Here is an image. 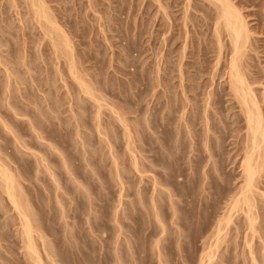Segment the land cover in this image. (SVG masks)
<instances>
[{
	"label": "rangeland",
	"instance_id": "1",
	"mask_svg": "<svg viewBox=\"0 0 264 264\" xmlns=\"http://www.w3.org/2000/svg\"><path fill=\"white\" fill-rule=\"evenodd\" d=\"M1 1H3V3ZM5 1L6 0H0V3H2L0 4L1 5L0 7L5 6L6 8L4 10H3L4 7L0 8V13H1L0 15L2 16V17L0 16L1 17L0 24H2L0 25V53H1L0 56H2V58L0 57L1 58L0 59V62H1L0 63V116L2 120L4 118V120L6 121V123H3L4 121L1 122L2 120L0 119V159L2 158V162L3 163L5 162V164H8V166L11 165L9 166V168H13L11 170L15 171L14 173L16 174V176L18 175L17 177L19 178L20 182L23 183L22 186L25 189L23 190L24 191L23 193H25V196L27 195L26 197L29 198L30 202L29 201L28 202L30 203V206L32 205L31 209L33 207L32 211L35 212L34 215L37 218L36 220V222H38L37 225L41 229L40 232L42 231V234L45 235L46 239H48L50 244H52L53 246V247L51 246V248H53L54 251L52 249L50 250L55 252L56 256L54 258L55 259L58 258L56 260V263L59 260L61 263L59 262L58 264H76L77 262L78 264H123L122 261H124V264H200L199 261H200L201 254L204 253V251L206 252V249L204 247H207V245L210 244V242L208 241L213 240L212 237L208 238V236L212 234L211 232L213 231V228L215 226L216 219L222 213L224 209L225 201L229 198L232 191L236 190L238 187V184H239L238 182L240 181V178H239L240 169L238 168H239V159L241 156L240 154L241 144L239 145V143L242 141L243 139L242 135L245 132V130L243 129V122L242 124L241 123L235 124V121H233L234 118H236L237 114L239 113L238 112L239 107L237 106L235 101L232 100L233 98L231 96L230 97L228 95L226 96V94L222 92L224 94L223 96V94L221 93L222 91L221 87H222V83L224 82V79L220 77L221 76L220 73L222 71L219 73V70L217 72L219 73V75L215 73L216 77L214 79V83L212 84L213 86H211V89L212 88L213 90L215 89L216 94H218L217 96L215 94V96L212 97V99H214L213 102L215 101V103L217 104V106H215L216 104L213 103L214 106L212 108H213V111H215L214 109L215 108L217 109V107H219L220 105V110L222 109L220 112L221 113L224 112L222 114V117L225 113L228 116L224 115L222 119L221 114H219V116L218 114L213 115L214 117L211 115L214 119L215 118L216 119L213 120V118L212 119L210 118V120H213V121L209 120V123L212 124L211 129L209 131V133L211 132L210 135L212 136L209 135L208 137L209 140H211L210 144L208 145L210 147H207V145L205 146L204 144L199 143V142L203 143V140L205 139L204 137L206 135V130H205L206 126L202 125V124H205V122L201 123L203 119H201V117H198L199 115L198 113L200 112L197 113L198 115L196 114V117H195L196 120L194 122L195 123L194 125H196L195 127L193 126L192 128L190 126L191 128H189V126L184 124L190 129L189 130L184 125H183L184 127L180 125L181 121L179 119H186V121H189L191 119L190 117L193 116L191 115L192 111L190 110V108L192 105L190 104V102L194 101L193 97H191V94L194 95V93L191 92V94H189L190 91L187 92L189 94L188 96H190L189 103L185 98H181L182 97L181 93H179L180 95L177 94V91L181 92L179 91L181 90V87H182L181 85L186 83L185 86L187 87L188 85L190 86V84L188 83L195 85L196 83H193V82H197V84L204 85L205 83L208 84L211 82L210 80L211 74L209 73L211 72L213 64L215 63L214 61L216 59V54L211 53V51L206 52V50L204 49L205 51L203 52L205 54L207 53L208 56L207 54L206 55L204 54V55L209 58L208 59L206 57L205 59V57H201L203 55L202 51L198 52V49L204 46V43L202 44V41L204 42L203 40L204 38H202L203 34L205 37L206 33L207 34L210 33L209 37L211 38L213 37L211 35L212 29H206L205 25L202 26L203 28L205 27L204 31L206 30H210V31L209 32L206 31V33L204 32L203 34H201V36L197 34L200 38H196L197 41L195 40L196 49L194 50L196 52L194 55H197L196 53H199V55H201L200 58H201V62L203 63L202 65L204 64L205 65L202 66L198 63L196 64L195 63L196 59L195 61H193L194 59L191 57L190 53L189 54L187 53L186 54L187 58H184V59H187L186 67L188 66L189 70L193 72H195V69H193V67L192 68L190 67L194 63L196 65L202 66L203 68H206V65H207V68L210 67L211 70L206 68L207 69L206 71V69H204L205 73L207 72L206 74H204L205 76L202 74L204 77L202 75L199 76V77H202L200 78L201 80L198 79L199 77L197 76L195 81H192L191 78L188 77L189 75L188 76L186 75L188 74V72L187 70H185L186 68L185 67L184 70L187 73L185 74L184 72L186 76L183 75V77L184 78L188 77L187 79L188 80L190 79V81L187 82L188 80L185 78V80L187 81L186 82L184 81L185 82L184 83L183 80L181 81L180 79H178L179 75L177 76V73H178L177 65H175V63L177 62L179 58L178 51L180 50L178 47L179 45L180 46L182 45L180 44L182 42V39L180 40L179 38L181 37L179 36H181L180 33L183 31L180 28L181 25H179V23L182 24V19H181L182 16H179L182 14V11L178 9V6L174 7L175 0L174 1L169 0L168 4L172 3L171 6L167 5L166 3L167 0H161L162 2L166 1V2H163L164 5L171 7L169 10H171L170 19L172 20H170L171 21L170 31L172 32V34L170 32L169 35L171 34L170 41L172 40V43L173 42L174 43L172 45L171 44L168 45V48H167V45L166 46L164 45L165 42L163 38L164 36L163 33L165 32L164 26H166L164 24L166 23L165 18H164L165 15L162 12L163 9L159 7L160 2H158L157 0H48V2L50 1V3L48 4H50V7L52 6L53 8L51 9L54 11V15L56 14L59 17V18L56 17L57 20H59L58 22H61L60 25L61 24L63 25L61 26L64 28V30L66 29L67 31L66 35L67 36L69 35L71 37V41H74L72 42L74 46L73 50L75 51V52L73 51L74 52L73 55L74 57L77 56V60L75 59V63L78 62L76 66L79 65L78 67L82 69L81 73L84 74L85 79L82 76L83 74H81L82 78L84 80H87L86 83H88V81L90 83L92 82L91 84L92 85L94 84L93 87L95 86L97 90V91L95 90L96 92L100 91L99 93H96L93 90L95 94H98L96 95V99L98 98L99 100L96 101L97 102L96 104L95 101H92L93 99L91 100L89 97H87V95H83L84 92H81L82 90H79L80 87L76 85L77 83L74 84V82L76 81L72 80V77H70L71 75L68 74L69 71H68V66L66 63V58L64 57L60 58V56H57L55 54L56 52L54 53L53 51L54 49H53V46L50 45L51 43L49 42L50 41L49 38L47 39V37L46 38L44 37L45 35V34L43 35L44 31L41 30V28H38L39 26L36 25V23L33 25L34 20H31L32 25L31 26L29 25L26 28L28 30L30 29L29 30L30 32H32L31 30H33L32 36L31 34H29L30 32L27 31L26 29L23 30V32L21 33V30L24 28V26L27 25L26 20H28L29 22L28 24H30L31 21L29 18L31 19L33 18L32 16L31 17L28 16L29 15L28 13L30 11L26 12L27 8L25 9V7L27 6H24L25 3L22 2L23 0L19 1V3L22 2L20 3L22 4L20 5L21 10H22V11L20 10V13L22 12L21 15H18V13H16L15 7H14L15 9L13 7L11 8L10 5L12 4H10L9 2L7 3V1L5 4ZM243 1L244 0L241 1L242 5L240 4V7L243 6L242 7L243 13L245 12L246 14L245 16L249 20L248 22H250L249 24L251 28H253V24L255 28V23L256 24L258 23L256 26L257 29L256 30L254 28L252 29L253 31H256L258 33L259 22L264 23V0H245V3ZM7 6H10V7H7ZM181 6L182 5H180L179 8H181ZM8 8H11V11ZM8 12L10 13L8 14ZM23 12L24 13L26 12V13L24 14ZM252 12L253 13L255 12V13L253 14ZM11 13H12V16L10 15ZM3 14L6 15L7 17L5 16V18H3L4 17ZM197 14L202 15V13L200 14V12H198ZM178 16L181 18H179ZM258 16L262 17L263 20L260 19ZM21 17H23V20L21 19ZM9 18H11L10 19L11 22H9L10 21ZM178 18L181 20H179ZM12 19H16V20H13L12 22ZM20 19L23 21L22 22L23 24H24V21L26 22L24 26L21 23ZM201 21L204 22V20H201ZM201 21L199 23H201ZM190 22L191 21L189 20V26L190 24L193 25L192 24L193 22L191 23ZM10 23L12 24L14 23L13 27H12V24L9 25ZM17 23L19 24L17 25ZM15 25H17V27H15ZM6 26L8 29L6 28ZM10 26L12 27V29ZM20 26H21V30L19 28ZM29 27H32V28H29ZM35 27L37 28L34 30L33 28ZM179 28H180V31H179ZM261 28H260L259 34H255L256 32L255 33L252 32V33H253V36H256L257 39L259 37L258 40L260 41L258 42V44L264 46L263 44L264 43V40H263L264 32L263 33L261 32ZM33 33H35V35ZM23 37H26V38L24 39ZM29 37L30 38L34 37L37 43L34 41V38L29 39ZM206 37H208V35H206ZM27 38L29 40H27ZM32 41L34 43H32ZM208 41L211 45L212 40H210L209 38ZM197 42L198 44L200 43L203 46L201 45L198 46ZM169 46H171V48L174 49L173 53H172V49L171 51H169L170 53L169 52L165 53L167 52V50H170ZM35 47L36 49H34ZM261 47L259 46L258 50L262 51L261 52L262 54L258 53L259 54L258 55L257 53L251 51L249 55L251 56L252 52L254 54V56L253 55L251 56L252 58L250 59L251 63L254 62L253 61L255 59L254 57H256L257 60L260 57L262 58L258 60L261 63L258 62L256 64H255L256 62V59H255V62L253 63L254 66L253 68L251 67L255 72L257 71V73L264 69V48L262 47V50H261ZM188 49L191 50L190 47L187 48V50ZM209 50H211V48H209ZM164 53L166 55L169 54L171 56V57L169 56L170 61L167 62L168 65L171 64L170 68H172V70L170 71H173V67L175 68L176 66V68L172 72L173 74L169 71V77L173 76L172 78H169L171 80L170 81L171 84L169 83L170 85L169 87L173 86L174 93L177 90L176 94L178 96L176 97L175 94L171 92L173 89L169 88V90L170 89L171 90L170 92H168L169 90L167 92L170 95H173V98L170 96V101L168 102V105L165 104V102L167 101V99H169V97L166 98L164 96V93L166 94V92L162 93L164 91V89L162 88L163 86L162 83H164V81H162L161 77H159V76H162V74H164L163 64H166L165 62L166 55ZM176 54H178V56ZM255 54H257L258 57L259 56L260 57L257 58ZM56 56L59 59H57ZM225 56L227 60V55ZM172 57L174 58V60L177 58L174 63H173L174 60ZM23 58H25V60H23ZM190 58H192L193 60ZM163 60L165 63L163 62ZM157 61L158 63L160 61V66H162L163 68L162 67L159 68L160 66L158 65ZM189 61L190 62L192 61V64L190 66H189L190 64ZM222 61L224 62L222 63L225 64V57H223ZM4 65L7 66L6 69ZM261 65L263 67L262 69L260 68ZM157 69L160 70V72L162 71L161 74L159 73L160 75L158 74ZM8 71H9V74L12 73L10 75L12 78L9 75H6L8 74L7 73ZM78 71L80 72V69ZM191 71H189L190 75L193 74V72ZM262 72H260L261 76L258 74L260 78L264 76ZM157 76L160 79L157 78ZM64 77L66 78L67 81L65 80ZM61 78L62 79L64 78L67 86H65L66 84L64 83V81H61ZM7 79H10L8 81H11V83L8 82ZM157 79H159L161 82L159 83ZM261 79L259 81H262ZM156 80L158 83L156 82ZM179 81L183 82V84L182 83L180 84ZM201 81L204 83H202ZM263 83L264 82H262V84L258 83L255 85L256 91L258 90L260 94L262 93L261 91L264 88ZM223 84L225 86V84H227V81H225ZM210 85L208 87H210ZM182 88H185V87H182ZM189 88H186V89H189ZM218 89L221 90L220 93L223 97L221 95L219 96L220 93ZM199 91L203 92L204 87H200L197 92L199 93ZM5 95H7L8 97L7 96L5 97ZM103 95L106 97V99H104L106 102L104 100H102V102L100 101L101 99L105 98ZM161 96L165 98H162ZM200 96L201 97L197 96L196 99L199 101L198 108L201 107L200 111L202 112V108L204 107V102H202L204 100L202 99L204 98V96L203 95H200ZM157 97L158 98L161 97L160 99L162 100L161 101L160 99L158 100ZM8 98L10 100H8ZM184 99L186 101H184ZM98 101L101 102L100 105L98 104ZM217 101H219V105ZM6 102H9L10 105H12L13 107L16 106L17 109L10 107V105H8V103ZM113 102L117 104L116 105L117 107L115 106ZM184 102L186 104H184ZM105 103L110 104L112 108L113 106H115L116 108H119L118 111L116 110L117 112H121V109L122 111H128L126 112V114L125 112H122V116L120 113V117L123 118V116L126 115L128 119L130 118L129 120L127 119L128 121H126L129 123L132 121L130 124L128 123L129 125L128 129L132 131L135 128H136L135 130L138 129L139 134H137L138 132L135 131L137 136H135L136 135L135 132H132L134 134L130 133L132 134V136L134 135L135 139L133 140L137 144L139 143V140L136 137H139L141 139L138 145H135L136 143H134L133 148L135 149V146H136L135 150L138 151L137 146H139V150H140L138 151V154L136 152L134 153L135 155L145 154L143 155V157L147 156L148 158V161H147L145 160L146 157L144 159L142 158V155L141 156L136 155L137 158L140 157V159H138L140 161V162L138 161L140 163L139 165L141 166L140 171L139 169L136 171L137 168L136 167L133 168L131 166V164L133 163L132 161L133 157L128 155V154H131V152H129L130 150L126 149L127 146L124 145L126 141L124 140L126 139V134L124 131L126 130H124L123 128L125 127L121 124V121L119 119H116L118 122L115 120V118H118L119 113L116 112L117 115L114 114L115 112H113L112 108L110 109L109 106H103L105 105ZM111 103H113L114 105ZM180 103L184 104L185 106L183 110L181 109L183 105H181ZM101 104H103L102 105L103 107L101 106ZM98 105L100 106V109H98L99 108ZM163 105H165L164 107H167V108H164ZM169 105L170 107H168ZM171 105L173 108L171 107ZM169 108H170V113H169ZM95 109L99 110V112L96 111ZM155 110H157L158 112L156 111V113H154ZM160 110L161 111L163 110L162 112L163 113L165 112V114L162 113L161 115ZM188 110H190V112ZM183 112L186 113V117L189 115L188 118L184 117L183 115H180ZM97 114H99L100 120H98V118L96 117ZM143 114L147 116H143ZM171 114L172 116H170ZM114 115H116L117 117ZM163 115L164 117H162ZM94 116L96 117V119ZM180 116H183V117L180 118ZM144 117H145V120H144ZM29 118H31V120ZM75 118H77V120ZM165 118H167V121L165 120ZM168 118L171 120H168ZM93 119H95V121ZM173 119L174 121H172ZM219 119L221 120V122H219L220 121ZM96 120H98V122ZM152 120H154L155 123L157 122L158 124H155L154 121ZM161 120L162 121L165 120V123L164 121L162 123ZM33 121H35L36 123L35 122L33 123ZM183 121L184 120H182V123ZM198 121L200 122L198 123ZM99 122L103 123L102 124L103 126ZM147 122L149 123V125L151 122V128L150 126L149 127L147 126L148 125ZM118 123L120 124L118 125ZM166 123L168 124V126H166L167 125ZM6 124L8 125V129H11L12 131L11 130L8 131V129L6 128L7 126ZM94 124L98 126V128L94 126ZM131 124L134 126H132ZM30 125H34L33 127L36 126L35 127L36 130H34L35 128H33L32 126L30 127ZM104 125L107 128H105ZM153 125L156 127L157 130H155V127H153ZM130 126L132 127V129ZM213 126L215 127L216 130L213 129L214 128ZM217 126L218 128H220L218 131H217L218 129ZM111 127H113L114 130L115 129L117 130L118 135L116 134L117 133L116 131L111 130L113 129ZM163 128H165L166 130ZM222 128H223V132H221ZM107 129H109L108 133H106ZM76 130L80 131L79 132L80 134L78 133L79 135L77 134L78 131ZM122 130L124 133H122ZM183 130L184 131L188 130L189 132L187 131L188 133L187 132L183 133ZM98 131L100 132L102 131L101 133L103 134L104 138L106 134L110 133L109 134L110 137L108 136L109 138L108 137L107 138L111 140V142L114 141L113 143L115 144V146L117 145L116 153L119 152L118 153L119 160L123 158L124 152L125 151L127 152L124 155L125 157L128 156V158H124L122 159L124 160V162L121 160L122 162L120 161L121 163L120 162L118 163L119 169L121 167L123 168V169L121 168L122 170L126 168L124 172L120 171L119 169H116L115 166H113L112 164L113 155H111L112 153H109L111 152L109 151L110 147L108 148L109 144L107 145V141L104 140L103 138L101 139L102 137L101 133H100V138H98L99 137ZM103 131L106 133L105 135ZM112 131L115 134H113ZM196 131L199 132L200 134L199 133L197 134ZM120 132L122 133L121 135H120ZM13 133L15 134L16 138L14 137ZM16 133L18 136L16 135ZM37 133L38 134L40 133V134L38 135ZM89 134L92 138L89 136ZM123 134H125V136ZM93 135L95 136L93 137ZM111 135H114L115 139H114V136H111ZM151 135L152 137H150ZM117 138L118 139L121 138V140H119L120 142L118 141L119 143L116 142L118 140ZM160 138H162V140ZM84 139L86 142L84 141ZM100 139H101V142L105 141L104 144L106 145L105 146L103 143L100 144V147L102 148V150H104L103 152L98 147L100 143L99 142ZM154 139H156L155 140L156 142L154 141ZM217 139L220 141H218ZM89 140L93 144H91ZM94 140H96L97 142ZM195 141L197 145L195 144ZM220 142H221V145L219 144ZM81 143L87 144L86 146L88 148L85 146V144L82 145ZM89 143L91 146L90 148H89ZM204 143H205V140H204ZM102 144L104 145V148L103 146H101ZM25 145H27L30 149L25 147ZM215 145H217L216 147L217 148L219 147L220 149L219 148L217 149ZM81 146H84V147H81ZM220 146L223 148H221ZM97 147L99 148L98 149L99 151H97ZM117 147L119 148L118 150H117ZM122 147L125 149V151H122L123 149ZM152 147H155V148L157 147V148L155 149ZM82 148L83 149L85 148V150H83ZM148 148L151 150L149 151ZM190 148L192 149L190 150ZM210 148H212L213 152L212 150H210ZM217 150L218 151L220 150V151L218 152ZM33 151H37L38 154H42L40 155L42 159L45 158L46 156V158H48L47 159L48 161L45 162V164H43L42 166V162L44 163V161H42V159H39L40 156L37 154V152L34 153ZM83 151H85L86 153L85 152L83 153ZM90 151L92 155L90 154ZM94 152L95 153L99 152V153L95 154L96 155L95 156ZM154 152L155 153L158 152V153L155 154ZM104 153H106L108 156H106V154L104 155ZM211 153H214L213 155L215 156H212ZM44 154L45 156H43ZM86 154L88 156H86ZM89 154L91 156H89ZM237 154L240 156H238ZM110 155H111V158H109ZM131 155H133V153ZM150 156H151V161H150ZM90 157L92 160L90 159ZM4 158H6V160H3ZM62 159L64 161H62ZM87 159L89 162L87 161ZM142 159L145 161H143ZM222 159L224 160L222 161ZM235 159H236V162H234ZM65 160L67 162H65ZM90 160L92 161L91 163L93 164L90 163ZM119 160L117 159V161ZM131 161L132 163H130ZM142 161L145 163H143ZM200 161H202V163ZM212 161L214 162L217 161L214 166L220 163L217 166L218 168L215 167L218 170L220 169L219 171H221V167L222 169L225 167V169H223L224 172L222 171L223 174H225L223 175L224 176L223 178H225V180L223 181L221 179L223 182H221V180L219 179V177H222V176L217 177L219 175L218 174L219 171L215 169L216 171H218V172H215L214 168H212L214 167L212 166ZM64 162L67 163V165ZM141 162H142V165H144L145 167L141 165ZM146 162H148V164ZM197 162H198V165H196ZM63 163L65 164L66 167H62V165H64ZM150 163L151 165L154 166V167L152 166L154 169L150 166ZM157 163L158 165H156ZM46 164H49L48 165L49 167L46 166ZM176 164H179V165H176ZM91 165H93V168L96 167L95 169L92 168L95 173L92 172ZM123 165L125 166V168L123 167ZM220 165H223V166L220 167ZM52 166H54L53 169H52ZM70 166H74V167H70ZM127 166L130 169H128ZM196 166L198 167V169ZM46 167L50 169L49 170L47 169L48 171H45ZM67 167H70V168H67ZM98 167L100 171L98 170ZM109 167L111 168L113 167L112 170ZM67 169L69 171L71 170L70 173L67 172L68 171ZM127 169L129 172L127 171ZM203 169H205V171ZM52 170L53 172L57 174V176L53 172H52L53 176H50L52 175L51 173ZM115 170H118L121 172V173L119 172L120 174H118L120 177H123L124 175L122 179H125V181H123L122 179H120L122 181L117 179L119 177H117L118 175L115 174V172H118V171H115ZM141 170L144 171L143 173H146V172L147 173L141 174L142 173ZM49 171H50V175H49ZM130 171L132 172L130 173ZM162 171L164 172V174ZM206 171L208 174L206 173L205 175L204 172ZM109 172L111 175L114 173L112 176H113V179L116 178V180H112V177L109 175ZM152 173H154L153 176L157 177L159 179L158 181H160L155 191H151V189H153V187H151L153 186ZM209 174H211V176ZM214 174H216V176ZM226 174H228L232 180L230 178L229 180H227L228 177L226 176L228 175ZM114 175L116 176L114 177ZM149 175L151 176L150 178L151 180L149 179ZM177 176L178 178H176ZM50 177L52 179L53 178L57 179L59 177L58 180L60 182L57 180L58 183H56L57 181L54 182L55 180H52ZM108 177L111 178L110 180L112 181H110ZM237 177L239 180L237 179ZM262 178L263 179L260 180L261 182L259 186L261 189H263L262 191H264V177ZM162 179L163 181H161ZM64 180L68 182L66 183ZM105 180L109 182L106 183ZM226 180L228 182L231 181L230 184L226 183L227 186L224 185ZM166 181L167 183H164ZM111 182L113 183L110 184ZM119 182H120L121 187L119 185ZM122 182L123 183L125 182L124 187L127 186L126 188H128V190H126V188L122 186ZM57 184L58 185L61 184L62 187L64 188L62 189L61 185L58 188ZM66 186L68 188H66ZM128 186L129 187L131 186L130 189ZM163 186H165L166 188L170 186L171 187V188L169 187L170 192L169 191L165 192L167 191L168 188L166 189ZM105 187L106 188L108 187V188L106 189ZM160 187H162L163 189L162 188L160 189ZM1 188L2 187L0 186V233H1L0 234L1 236L0 237V264H31L32 263L31 259L27 258L28 256H26L27 254H25L26 249H24L25 247L22 244L23 241L20 236L21 235L20 230H19L20 220L17 217L18 214L16 210L12 208L10 201L6 197L7 195L4 193L3 189H2L3 191L1 190ZM87 188L89 189V191ZM54 189H57V190H54ZM64 189H67L68 191ZM86 189H87V192H85ZM258 192L259 193L257 194L259 195L257 196L256 194V196L258 197V200L256 201L258 205L257 210L259 212V215L261 214L260 218H262L263 220L260 219V222L257 223V227L260 232L257 233V236L254 237V241L252 242V244L254 243L253 248L255 250L254 253H256L255 254L256 259H257L256 261L258 262V264H264V248H263L264 238L262 236L264 235L263 233L264 232V222H263L264 221V198L260 196L259 190ZM149 193H150V198H149ZM83 194L86 198H83ZM152 194L154 196H156V194H159L154 198L155 201H157L155 202L157 203L155 206L158 205V207H155L156 209L155 211H154V208L152 209V207H154L153 205H151L152 202L150 203ZM121 195L123 199L121 198ZM119 197H120V200L122 199L121 200L122 202H119L120 201ZM70 198L72 200H70ZM170 199H172L171 202H170ZM59 201L62 203H60ZM87 201L89 202L87 203ZM91 201L92 202L94 201V203H92ZM173 201H175V204L173 203ZM90 202H91V206L89 205ZM68 203L70 204L72 203V204L71 206L69 204V207H71V210H70L71 212L67 213V211H69L68 209L69 207L66 208L68 206ZM94 207H95V212H94ZM116 207L119 211H117ZM66 209L67 211H65L66 213L65 214L63 212ZM173 209L174 211L177 210V212L174 213ZM85 211L87 214L88 213L89 214L88 215L85 214ZM91 212L96 214L95 215L96 220L94 219L95 216L94 215L92 216ZM237 215L239 216V213ZM89 217H92V218H89ZM116 218L118 219L117 222L115 221L117 220ZM87 219L92 222H88ZM159 220H161V222ZM72 223L74 224L76 223L78 226L76 224L75 225L73 224L74 225L73 226L74 229H73ZM89 223L91 224V227L89 226L90 225ZM92 223L94 225H92ZM240 224H239V220H237V222L236 221L233 222L228 227V231H226V235H225L226 236L225 242H223L224 240L223 238L221 241L223 243L221 244V246L219 245L220 247H218V250L216 251L217 255H215L214 261L211 262L212 264H250V260H248L249 256L247 254V249H246L247 247L245 246L246 245L245 240L243 239L244 234L247 231V228L244 223H242L241 225ZM100 226H101V229L104 228V230L103 229L101 230L99 228ZM163 228L165 231H163ZM70 229H72L73 232L70 231ZM100 230L102 231L101 235H100V232H101ZM177 230H179L180 232L178 231L177 233ZM261 232L263 234H261ZM117 233H119V235L116 237ZM102 234H104L103 238H101ZM124 237H127V239H125ZM128 237H129V240H128ZM158 239L160 240V242L158 241ZM37 240H38L37 241L38 243L42 242V241H39L40 238ZM125 240H127V242H129L130 245L128 243L123 242ZM116 241H118L119 244ZM50 244H48V247L50 246ZM126 244L129 245L130 248L126 249L125 248L127 247ZM118 245H119V248L121 247L122 249L118 250V247H117ZM38 246H40V244ZM41 246H43L42 243H41ZM41 246L39 249L41 250L40 252H42L41 254L45 253V255H42L44 258V261L46 260L47 264H49V262L53 264L50 261V259L48 260L47 254L45 250L43 249V247ZM158 246H159V249H158ZM160 248L162 250L159 256ZM203 248L205 250H203ZM116 249L118 252L117 255L119 256L121 254L120 255L121 257L119 256L120 258L115 254ZM127 250L129 251L127 252ZM116 256L119 258V261L117 260Z\"/></svg>",
	"mask_w": 264,
	"mask_h": 264
},
{
	"label": "bare ground",
	"instance_id": "2",
	"mask_svg": "<svg viewBox=\"0 0 264 264\" xmlns=\"http://www.w3.org/2000/svg\"><path fill=\"white\" fill-rule=\"evenodd\" d=\"M7 1V3L9 2L10 4H12V5H10L11 6V8L13 7H15L14 9L16 10V13H18V15H21V13H20V10H21V7H20V5H22V4H20V3H25V5L24 6H27V7H25V9L27 8V10H26V12H28V11H30L27 15L29 16V17H33L32 19L31 18H29L30 19V21L31 20H34L33 22V25L36 23V25H38L39 27L38 28H41V30H43L44 31V33H43V35H44V37L46 38L47 37V39L49 38V42L51 43H48V44H50V45H52L53 46V51H54V53L57 55V56H60V58H66V63H67V66H68V71H69V73L68 74H70L71 76L70 77H72V80H75L76 82H74V84L75 83H77L76 85L78 86V87H80L79 88V90H82L81 92H84V94L83 95H87V97H89L92 101H97V100H99L98 98L96 99V95H98V94H95V92L97 91L96 90V88H95V86L93 87V85L88 81V83H86L87 82V80H84L85 79V77H84V74L83 73H81V68H79L78 66H76L77 65V63H75V59L77 60V56H75L74 57V46H73V43L72 42H74V41H71V37L68 35H66V33H67V31H66V29L64 30V28L60 25V23L61 22H58L59 20H57V18L56 17H58L56 14L54 15V11L52 10L53 8H52V6L50 7V4H48V3H50V1L48 2V0H23L22 2H20L19 3V1L20 0H6ZM6 1H5V4H6ZM158 2H160L159 4V7H161L163 10H162V12H163V14L165 15V17H164V15H163V17L165 18V21H166V23H164L166 26H164L165 27V32L163 33V38H164V42H165V46L167 45V48H168V45H172L173 43H172V40L170 41V35L172 34V32L170 31L171 30V25H170V23H171V21L170 20H172V19H170V12H171V10H169L171 7H168V6H171V4L169 3L168 4V2H169V0H167V2L166 1H163V2H166L167 3V5H164L163 4V2L161 1V0H157ZM172 1H174V0H172ZM171 1V2H172ZM241 1L242 0H182V1H180V0H175V2H174V7L175 6H178V9H180L181 11H182V14L181 15H179V16H182V18L181 17H179V18H181L182 19V24H180L179 23V25H181V30H183L180 34H181V36H179V37H181V38H179L178 36V38L181 40L182 39V42L180 43V44H182L181 46L179 45V50L180 51H178V53H179V56H178V54H176L179 58H178V60H177V62L175 63V65H177V72L179 73H177V76L179 75V78L178 79H180L181 81L183 80V82L185 81H187L188 79V77H190L191 78V80L192 81H195V79H196V77L198 76H200V75H204V74H206L205 73V70L204 69H206L207 68V65H206V68H203L202 66H204V65H202L203 63L201 62V58H200V56L201 55H199V53H196L197 55H194L195 54V50L194 49H196V45H195V40H196V38H200L197 34H199L200 36H201V34H203L204 32L206 33V31H210V30H206V31H204L205 29V27L203 28L202 26H206V29H212V33H211V35L213 36L212 38H214V39H212L211 37H209V34L210 33H206L205 34V37H206V35H208V37L210 38V40H212V42H211V45H210V43H209V38L208 37H204V34L202 35V38H204L203 40H204V42L202 41V44L204 43V46L202 45V44H198V42H197V44H198V46H203L201 49L199 48L198 49V52H201L202 51V54L204 55L205 53L203 52V51H205L206 50V52H208V51H211V53H215L216 54V59H215V63L213 64V67H212V70H213V72H212V70L210 69V67L209 68H207V69H210L211 70V72L209 73V74H211L210 76H211V82L210 83H208L209 85H210V87H208L209 85L207 84V83H205L204 85L202 84H197V82H193V83H196L195 85L194 84H191V83H188V84H190V86L188 85L187 87L185 86V84H183V82H181V81H179L180 82V84L182 83L183 85H181L182 87H185V88H182L181 87V90H179V91H181V92H178L177 90V94L178 95H180L179 93H181L182 95V97L181 98H185L187 101H188V103L190 102V96H188L189 94H191V92L192 93H194V95H192L191 94V97H193V100L194 101H192V102H190V104L192 105L191 106V108H190V110L192 111V113H191V115H193L192 117H190L191 119L189 120V121H186V119H179L180 121H181V124L180 125H187V126H189V128H193V126L195 127L196 125H194L195 123V120H196V114L198 113V112H200V113H198L197 115H198V117H201V119H203V121L201 122V123H204L205 122V124H202L203 126H206V135H205V143H204V140H203V143H201V142H199L200 144H204L205 146L207 145V147H210V146H208L209 144H210V141L211 140H209V135L211 134V132L209 133V131H210V129H211V126H212V124H210L209 123V120H210V118L212 119L214 116L213 115H217L218 114V116H219V114H221V117H222V114L224 113H221L220 111L222 110H220V105H219V101H217L218 102V105H219V107H217V109L215 108L214 110L215 111H213V103L214 104H216L215 103V101L213 102V100L214 99H212V97H214L215 96V94H216V92H215V89L213 90V88L211 89V86H213L212 84L214 83V79H215V73H217L218 72V70H219V73H220V77H222L223 79H224V82L225 81H227V84H225V86H224V82L222 83V87H221V89H222V91L221 90H219V93H220V91H221V93L222 92H224V94H226V96L228 95L229 97L231 96L233 99L232 100H234L235 101V103L237 104V106L239 107V113L237 114V116H236V118H234V120L233 121H235V124L236 123H238V124H242V122H243V129L245 130V132H244V134L242 135L243 136V139H242V141L239 143V145L241 144V156L240 155H238V156H240V159H239V168L238 169H240V181L238 182L239 184H238V187H237V189L236 190H234V191H232V193H231V195L229 196V198L225 201V205H224V209H223V211H222V213L217 217V219H216V223H215V226H214V228H213V231L211 232L212 234L211 235H209L208 236V238L209 237H212L213 238V240H211V238H210V240L212 241H208V242H210V244L209 245H207V247H204L205 249H206V252L204 251V253H202L201 254V257H200V261H199V263L200 264H210L212 261H214V259H215V255H217V250H218V247H220L221 246V244L223 243V242H225V235H226V231H228V227L233 223V222H237V220H239V224L242 222V223H244L245 224V226H246V228H247V231L245 232V234H244V240H245V246L247 247L246 249H247V254H248V260H250V264H258V262L256 261L257 259H256V253H254L255 252V250H254V243L252 244V242L254 241V237L255 236H257V233H259L260 231L258 230V227H257V223L258 222H260V219H262V218H260V215H259V212H258V210H257V208H258V205H257V200H258V195L259 194H257V193H259L258 192V190L260 191V196L262 197V198H264L263 196H264V191H262L263 189H261L260 188V186H259V184H260V180L261 179H263L262 177H264V88H263V90L261 91L262 93L260 94V92L258 91V93L260 94H258L257 93V91H256V88H255V85L256 84H258V83H260V84H262V82H264L263 81V77H259L258 76V74L261 76V73L260 72H262V71H260V72H258L257 73V71L255 72L252 68H253V63L255 62V59H256V57H254L255 59L252 61L253 63H251L250 62V59H252L251 58V56L253 55L254 56V54H253V52H255V53H261L262 51H259L258 50V47L260 46H262V45H259L258 44V42L260 41V40H258L259 39V37H258V39L256 38V36H253V33L252 32H256V31H253L252 29L254 28V24H253V28H251V26H250V22H248L249 20L247 19V17L245 16L246 14H245V12L243 13V6L242 7H240V4H241ZM2 3H3V1H1ZM93 2V1H92ZM91 2V3H92ZM182 2V3H181ZM244 3H245V0L243 1ZM2 3H0V4H2ZM181 3V4H180ZM93 4V3H92ZM179 4V5H178ZM8 5V4H7ZM180 5H182L181 6V8H179V6ZM242 5V4H241ZM1 6V5H0ZM10 6H7V7H10ZM2 7H4L3 8V10L4 9H6L5 8V6H2ZM2 7H0V8H2ZM11 8H8V9H10V11H11ZM20 8V9H19ZM52 8V9H51ZM177 8V7H176ZM242 8V9H241ZM29 9V10H28ZM160 9V8H159ZM2 10V9H1ZM19 10V11H18ZM13 11V10H12ZM22 11V10H21ZM25 11V10H24ZM180 11V12H181ZM251 11V10H250ZM254 11V10H253ZM3 12V11H2ZM6 12H7V10H6ZM25 12V13H26ZM198 12H200V14L202 13V15H199V14H197ZM5 13V12H4ZM10 12H8V14H9ZM20 13V14H19ZM24 13V12H23ZM24 13V14H25ZM32 15H31V14ZM253 13V12H252ZM255 13V12H254ZM253 13V14H254ZM257 13V12H256ZM1 14V13H0ZM6 14V13H5ZM7 14V15H8ZM259 14V13H258ZM4 15V14H3ZM11 16H12V13L10 14ZM17 15V14H16ZM17 15V16H18ZM257 15V14H256ZM1 16V15H0ZM5 16L6 15H4V17L3 18H5ZM23 16V15H22ZM203 16V17H202ZM2 17V16H1ZM0 17V18H1ZM7 17V16H6ZM201 17V18H200ZM259 17V16H258ZM2 18V19H3ZM19 18H20V16H19ZM19 18H17V19H19ZM59 18V17H58ZM178 18V19H179ZM257 18V17H256ZM260 19H262V17H259ZM7 19V18H6ZM11 18H9V20H10ZM21 19L23 20V17H21ZM20 19V20H21ZM177 19V20H178ZM181 19H179V20H181ZM13 20H16V19H12V22H13ZM21 20V23L23 22ZM189 20L191 21V22H193L192 24L193 25H191L190 24V26H189ZM201 20H204V22H202ZM263 20V19H262ZM261 20V21H262ZM2 21H4V20H2ZM27 21V25L26 26H24V24H26V22L24 21V24H23V26H24V28H23V26H22V30H21V26L19 27L20 28V30H21V33L23 32V30H25L29 25L31 26L32 25V21L30 22V24H28L29 22H28V20H26ZM201 21V23H199ZM6 22V21H5ZM9 22H11V20L9 21ZM190 22V23H191ZM8 23V22H7ZM20 23V24H21ZM260 23L261 22H259V25H258V27H259V31H258V33L256 32L255 34H259L260 33V28H261V32L263 33L264 31H262V30H264L263 28H264V23H261V25H260ZM12 23H10L9 25H11ZM14 24V23H13ZM13 24H12V27H13ZM19 23H17V25H18ZM258 24V23H257ZM257 24L255 23V30L257 29L256 28V26H257ZM0 25H2V24H0ZM6 25V24H5ZM9 25H8V27H9ZM17 25H15V27H17ZM175 25V24H174ZM163 26V25H162ZM5 27V26H4ZM11 27V26H10ZM12 27H11V29H12ZM34 27V26H33ZM6 28H7V26H6ZM29 28H32V27H29ZM37 27H35V28H33L34 30L36 29ZM180 28H179V31H180ZM5 29V28H4ZM8 29V28H7ZM10 29V30H11ZM14 29V28H13ZM18 29V28H17ZM19 30V29H18ZM27 31H29L28 29H26ZM173 30V29H172ZM17 31V30H16ZM32 32H33V30H31ZM43 31H41V32H43ZM65 31V32H64ZM9 32V31H8ZM20 32V31H19ZM18 32V33H19ZM30 32V31H29ZM32 32H30L29 34H31V36H32ZM35 32V31H34ZM171 32V34L169 35V33ZM11 33V32H10ZM17 33V32H16ZM36 33V32H35ZM35 33H33L34 35H35ZM261 33V34H262ZM25 34V33H24ZM29 34H28V36H29ZM254 34V35H255ZM19 36H21V35H19ZM25 36V35H24ZM27 36V35H26ZM27 36V37H28ZM70 37V38H69ZM173 37V36H172ZM175 37H176V35H175ZM263 37V36H262ZM24 39L26 38V37H23ZM32 38H34V37H32ZM32 38H30L29 37V39H32ZM207 38H208V40H207ZM28 38H27V40H29ZM176 40V39H175ZM200 40V39H199ZM264 40V39H263ZM31 41V40H30ZM34 41H35V38H34ZM197 41V40H196ZM201 41V40H200ZM199 41V42H200ZM262 41V40H261ZM24 42V41H23ZM26 42V41H25ZM27 42H29V41H27ZM36 43H37V41H35ZM171 42V43H170ZM32 43H34L33 41H32ZM213 43V44H212ZM26 44V43H25ZM264 44V43H263ZM24 45V44H23ZM28 45V44H27ZM32 45V44H31ZM49 45V46H50ZM25 46V45H24ZM52 46H51V48H52ZM73 46V47H72ZM165 46H164V48H165ZM37 47V46H36ZM36 47L34 48V49H36ZM191 48V50L190 49H188L187 50V48ZM263 48H264V46H262ZM262 47H261V50H262ZM26 48V47H25ZM209 48H211V50H209ZM24 49V48H23ZM169 49L170 50H167V52H165V53H168L169 51H171V49H172V53L174 52V49L173 48H171V46H169ZM205 49V50H204ZM260 49V48H259ZM37 50H38V48H37ZM166 50V49H165ZM164 50V51H165ZM187 50V51H186ZM227 50V51H226ZM74 51V52H73ZM176 51H177V49H176ZM175 51V52H176ZM213 51V52H212ZM251 51H253L252 52V54H251V56H249L250 55V53H251ZM259 51V52H258ZM226 52V53H225ZM36 53V52H35ZM164 53V54H165ZM170 53V52H169ZM177 53V52H176ZM189 54L190 53V55H191V57L194 59H192V58H190V59H192L193 61H195V59H196V61H195V63L197 64H200V65H202V66H199V65H196L195 63V65L194 64H192V61L190 62V64H189V66L191 65V67L190 68H192L193 67V69H195V72H193V71H191V70H189V67L187 68L186 67V60L187 59H184V58H187V55L186 54ZM1 54V53H0ZM54 54V55H55ZM207 54V53H206ZM205 54V55H206ZM257 54H255V56H257V58H259L258 57V55ZM262 54V53H261ZM166 55V54H165ZM164 55V56H165ZM168 55V56H167ZM166 55V57H165V62H166V64H163V67L162 66H160V61H159V63H158V61H157V63H158V65L160 66H158L159 68H163L164 70V74H162V76H159V77H161V80L162 81H164V83H162V85L164 86H162V88L164 89V91L163 90H161V91H163L162 93H164V92H166V94L164 93V96L166 97V98H168L169 97V99H167V101L165 102V104H167L168 105V102L170 101V96L173 98V95H170L168 92H170V90L171 89H173V86H171V87H169L170 85H169V83L171 84V80L169 79V78H172V77H169V71L170 70H172V68H170L171 67V64H169L168 65V63L167 62H169L170 61V55L169 54H167ZM171 55H173V54H171ZM175 55V54H174ZM189 55V56H190ZM201 56V57H205V59H206V57L208 56V54H207V56ZM225 55H227V60H226V56ZM56 56V57H57ZM170 56V57H169ZM176 56V57H177ZM196 56V57H195ZM262 56V55H261ZM1 58H2V56H0ZM27 57H28V55H27ZM163 57V56H162ZM174 57V56H173ZM172 57V58H173ZM195 57V58H194ZM223 57H225V64H223L224 62L222 61V59H223ZM0 58V59H1ZM208 58V57H207ZM261 58V57H260ZM259 58V59H260ZM57 59H59L58 57H57ZM162 59H164V58H162ZM177 59V58H176ZM175 59V60H176ZM189 59V58H188ZM204 59V58H203ZM209 59V58H208ZM207 59V60H208ZM258 59V60H259ZM262 59V58H261ZM23 60H25V58H23ZM173 60H174V58H173ZM175 60L173 61V63L175 62ZM257 59H256V62H255V64L256 63H258V62H260V61H258ZM65 61V60H64ZM162 61V60H161ZM163 62H164V60H163ZM162 62V63H163ZM164 62V63H165ZM209 62V61H208ZM223 62V63H222ZM1 63V62H0ZM65 63V62H64ZM178 63V64H177ZM204 63H205V61H204ZM206 63H207V61H206ZM211 63V62H210ZM261 63V62H260ZM212 64H210V65H212ZM165 65V66H164ZM260 65V64H259ZM5 66V69H6V65H4ZM67 66H66V68H67ZM173 66V65H172ZM196 66H197V68H196ZM219 66H220V68H219ZM256 66V65H255ZM157 67V68H158ZM186 67V68H185ZM252 67V68H251ZM257 67V66H256ZM259 67V66H258ZM9 68V67H8ZM158 68V69H159ZM170 68V69H169ZM175 68H176V66H175ZM174 67H173V71H174V69H175ZM184 68H185V70H187V72H188V74H186L187 72L184 70ZM222 68V69H221ZM261 69L263 68L262 67V65H261V67H260ZM80 69V72L78 71ZM157 69V71H158V74L160 73H162V71L160 72V70H158ZM207 69H206V71H207ZM221 69V70H220ZM253 71H252V70ZM7 70H9V69H7ZM6 71V70H5ZM173 71H170L171 73L173 72ZM189 71H191V72H193V74H189ZM10 72H11V70H10ZM184 72H185V74L188 76V77H185L187 80H185V78L183 77V75L184 76H186L185 74H184ZM204 72V73H203ZM252 72V73H251ZM255 72V73H254ZM8 74H6V75H11V74H9V71L7 72ZM219 73H217V75H219ZM257 73V74H256ZM81 74H83L82 76L84 77V79L82 78V76H81ZM157 74V75H158ZM159 74V75H160ZM173 74V73H172ZM262 74H264V71L262 72ZM171 75V74H170ZM202 75V76H203ZM61 76H62V74H61ZM60 76V77H61ZM64 76V75H63ZM205 76V75H204ZM203 76V77H204ZM11 77V76H10ZM69 77V78H70ZM158 76H157V78H159ZM258 77H259V79H258ZM12 78V77H11ZM65 78V77H64ZM64 78L62 79L61 78V81H64V83L66 84V82H65V80H66V78H65V80H64ZM184 78V79H183ZM200 78H202V77H199L198 79H200ZM208 78V77H207ZM71 79V78H70ZM160 79V78H159ZM159 79H157L158 81H159V83L161 82ZM197 79V80H198ZM262 80V81H259V80ZM8 80H10V79H7V81ZM157 80H156V82H157ZM196 80V81H197ZM201 80V79H200ZM203 80V79H202ZM67 81V80H66ZM190 81V79L187 81V82H189ZM191 81V82H192ZM8 82H10L11 83V81H8ZM173 82V81H172ZM202 82V81H201ZM158 83V82H157ZM156 83V84H157ZM202 83H204V82H202ZM91 84V85H90ZM161 85V84H160ZM65 86H67V84L65 85ZM156 86H158V85H156ZM180 87V86H179ZM190 87V88H189ZM200 87H204V91L203 92H200L199 91V93L197 92L198 90H199V88ZM263 87H264V83H263ZM66 88H68V87H66ZM169 88H171L170 90H169ZM178 88V87H177ZM186 88H189V89H186ZM208 88H210V89H208ZM219 88V87H218ZM99 89V88H98ZM203 89V88H202ZM229 89V90H228ZM95 92H94V91ZM169 90V91H168ZM168 91V92H167ZM176 91H175V93H174V89L171 91V92H173V94H175V96L177 97L178 95L176 94ZM188 91H190V93L188 94L187 92ZM217 91V90H216ZM100 92V91H99ZM99 92H96V93H99ZM221 93L219 94V96L221 95ZM103 94V93H102ZM102 94H101V96H102ZM161 94V93H160ZM159 94V95H160ZM169 94V95H168ZM223 94V93H222ZM224 94H223V96H224ZM158 95V96H159ZM200 95H203L204 96V98L202 99V100H204V101H202V102H204V107L202 108V112L200 111L201 109V107H199L198 108V100L196 99V97L197 96H199V97H201ZM218 94H216V96H217ZM7 95H5V97H6ZM26 96V95H25ZM104 96V95H103ZM162 96H163V94H162ZM161 96V97H162ZM222 96V95H221ZM222 96V97H223ZM225 96V97H226ZM8 97V96H7ZM11 97V96H10ZM98 97V96H97ZM99 97H100V95H99ZM105 97V96H104ZM161 97H157L158 98V100L161 98ZM165 97H162V98H165ZM25 98V97H24ZM27 98V97H26ZM88 99V98H87ZM101 99V98H100ZM104 99H106V97L105 98H103V99H101L100 101L102 102V100H104ZM177 99V98H176ZM184 99V101H186ZM8 100H10L9 98H8ZM29 100V99H28ZM34 100V99H33ZM33 100H31V101H33ZM162 99H160V101H161ZM164 100H166V99H164ZM174 100V99H173ZM181 100H183V99H181ZM12 101V100H11ZM10 101V102H11ZM30 101V100H29ZM100 101H98V104L100 105ZM105 101V100H104ZM179 101V100H178ZM178 101H176V102H178ZM36 102V101H35ZM35 102H34V104H35ZM106 102V101H105ZM182 102V101H181ZM6 103H8V105H10V103L9 102H6ZM15 103V102H14ZM114 104H115V102H113ZM113 103H111V104H113ZM159 103V102H158ZM221 103V102H220ZM96 104H97V102H96ZM113 104V105H114ZM164 104V103H163ZM176 104V103H175ZM179 104V103H178ZM181 105H183L182 107H181V109L183 110L184 109V104H186L185 102H184V104H182V103H180ZM201 104V103H200ZM98 105V109H100V106ZM103 104H101V106H102ZM117 104H115V106H116ZM180 105V106H181ZM14 106H15V104H14ZM19 106V105H18ZM97 106V105H96ZM103 106H109L110 107V109L112 108L111 106H110V104H108V103H105V105H103ZM102 106V107H103ZM115 106H113V112H115L114 114H116V112L119 110V108H116ZM161 106V105H160ZM165 105H163V107H164ZM215 106H217V104L215 105ZM10 107H13L12 105H10ZM37 107V106H36ZM102 107H101V109H102ZM114 107H115V109H114ZM162 107V108H163ZM168 107H170V105L168 106ZM171 107H172V105H171ZM221 107H223V106H221ZM13 108H16V106L15 107H13ZM164 108H167V107H164ZM173 108V107H172ZM180 108V107H179ZM211 108H212V110H211ZM219 108V109H218ZM17 109V108H16ZM96 110V109H95ZM117 110V111H116ZM168 110V109H167ZM172 110V109H171ZM180 110V109H179ZM181 110V111H182ZM190 110H188L189 112H190ZM21 111H22V109H21ZM96 111H98L99 112V110H96ZM156 111L157 110H155V112L154 113H156ZM161 111V110H160ZM163 111V110H162ZM160 112V114L162 115V113L163 112ZM166 111V110H165ZM174 111V110H173ZM213 111V112H212ZM122 112H125V114H126V112H128V111H122V109H121V112H117V113H119V116H118V118H115V120L116 119H119L120 121H121V124L125 127V128H123L124 130H126V131H124L125 132V134H126V139H124V140H126L125 141V143H124V145H126L127 146V148L126 149H129L130 151L129 152H131V154L133 153V155H131V154H128V155H130V156H132L133 157V159H132V161H133V163H132V161L130 162V163H132L131 164V166L134 168V167H136L137 169H136V171L139 169V171H140V161L138 160V159H140V157H138L137 158V156H141L142 155V158H144L145 159V157H146V159L145 160H147L148 161V158H147V156H145V157H143V155H145V154H141V155H137L138 154V151H140L139 150V146H137V148H138V151H136L135 149H136V146H135V149L133 148L134 146V143H136V142H134V140L133 139H135V137H134V135L132 136V134H134V133H132V132H135V131H137L138 132V129L137 130H130V129H128L129 128V125H128V123L129 122H126V121H128L129 119H128V117L126 116H123V118L122 117H120V113H121V116H122ZM153 112V111H152ZM151 112V113H152ZM158 112V111H157ZM188 112V113H189ZM219 112V113H218ZM101 113V112H100ZM112 113V112H111ZM148 113V112H147ZM169 113H170V108H169ZM230 113V112H229ZM94 114H96V113H94ZM93 114V115H94ZM102 114V113H101ZM113 114V113H112ZM163 114H165V112L163 113ZM168 114V113H167ZM190 114V113H189ZM117 115V114H116ZM116 115H114V116H116ZM123 115H124V113H123ZM148 115H150V114H148ZM160 115V116H161ZM180 115H183L184 117H186V113L185 112H183L182 114H180ZM190 115V116H191ZM213 117H212V116ZM224 115H226V113L224 114ZM224 115H223V117H224ZM113 116V117H114ZM143 116H147V115H144L143 114ZM142 116V117H143ZM152 116V115H151ZM155 116V115H154ZM153 116V117H154ZM170 116H172V114L170 115ZM183 116H180V118L181 117H183ZM189 116V115H188ZM188 116L186 117V118H188ZM226 116H228V115H226ZM230 116V115H229ZM77 117V116H76ZM95 117V116H94ZM96 117L98 118V120H100L99 118H100V116H99V114H97L96 115ZM96 117H95V119H96ZM101 117H102V115H101ZM117 117V116H116ZM124 117H125V119H124ZM162 117H164V115L162 116ZM167 117H168V115H167ZM197 117V118H198ZM223 117H222V119H223ZM233 117H235V116H233ZM32 118H33V116H32ZM147 118V117H146ZM149 118H150V116H149ZM161 118V117H160ZM171 118V117H170ZM226 118V117H225ZM0 119L2 120V118H1V116H0ZM30 120H31V118H29ZM28 119V120H29ZM35 119V118H34ZM76 120H77V118H75ZM95 119H93L94 121H95ZM128 119V120H127ZM156 119V118H155ZM162 119H164V118H162ZM216 119V118H215ZM214 118H213V120H215ZM98 120H96L97 122H98ZM103 120V119H102ZM132 120V119H131ZM130 120V121H131ZM142 120H143V118H142ZM144 120H145V117H144ZM158 120V119H157ZM165 120L167 121V118H165ZM165 120H163L164 121V123H165ZM168 120H171V119H169L168 118ZM182 120H184V121H186L187 122V124H186V122H184L183 121V123H182ZM198 120H200V119H198ZM213 120H210V121H213ZM220 120V119H219ZM4 121V122H3ZM36 121V120H35ZM35 121H33V123L35 122ZM117 121V120H116ZM152 121H154V120H152ZM162 121V120H161ZM163 121H162V123H163ZM172 121H174V119L172 120ZM171 121V122H172ZM218 121V120H217ZM216 121V122H217ZM1 122H3V123H6V121L4 120V118H3V120L1 121ZM30 122V121H29ZM101 122H103V121H101ZM101 122H99V123H101ZM118 122V121H117ZM132 122V121H131ZM130 122V123H131ZM145 122V121H144ZM143 122V123H144ZM179 122V121H178ZM190 122V123H189ZM200 121H198V123H199ZM219 122H221V120L219 121ZM32 123V122H31ZM30 123V124H31ZM36 123V122H35ZM96 123V122H95ZM129 123V124H130ZM154 123H155V121H154ZM169 123H170V121H169ZM213 123V122H212ZM224 123V122H223ZM234 123V122H233ZM103 123H101V125H102ZM120 123H118V125H119ZM147 126L149 127L150 126V128H151V122H150V125H149V123L147 122ZM152 124H153V122H152ZM155 124H158L157 122L155 123ZM167 124V123H166ZM189 124H191V125H189ZM7 125V124H6ZM6 125H4V126H6ZM78 125V124H77ZM76 125V126H77ZM97 125H99V124H97ZM122 125H121V127H122ZM132 125V124H131ZM146 125V124H145ZM184 125V126H185ZM216 125H218V124H216ZM33 127L34 125H30V127ZM94 126H96L95 124H94ZM103 126V125H102ZM132 126H134V125H132ZM158 126V125H157ZM163 126V125H162ZM166 126H168V124L166 125ZM172 126V125H171ZM183 126V127H184ZM187 126H185V127H187ZM191 126V127H190ZM215 126V125H214ZM213 126V127H214ZM239 126V125H238ZM242 126V125H241ZM36 127V126H35ZM35 127H33V128H35ZM79 127V126H78ZM97 128H98V126H96ZM101 127V126H100ZM99 127V128H100ZM104 127L105 128H107L105 125H104ZM131 127V126H130ZM145 127V126H144ZM153 127H155L154 125H153ZM161 127V126H160ZM177 127V126H176ZM178 127H180V126H178ZM228 127V126H227ZM240 127V126H239ZM6 128L8 129V125L6 126ZM12 128V127H11ZM94 128V127H93ZM102 128V127H101ZM111 128H113V127H111ZM147 128V127H146ZM188 128V127H187ZM188 128V129H189ZM203 128H205V127H203ZM217 128H218V126H217ZM79 129V128H78ZM96 129V128H95ZM119 129H121V128H119ZM128 129V130H127ZM131 129H132V127H131ZM145 129V128H144ZM163 129H165V128H163ZM162 129V130H163ZM213 129H215V127L213 128ZM212 129V130H213ZM220 128H218L217 129V131L219 130ZM11 129H8V131H10ZM14 130V129H13ZM34 130H36V128L34 129ZM80 130V129H79ZM94 130V129H93ZM97 130V129H96ZM95 130V131H96ZM101 130V129H100ZM108 130L109 129H107V132L106 133H108ZM111 130H114V128L113 129H111ZM130 130V131H129ZM146 130V129H145ZM155 130H157L156 129V127H155ZM166 130V129H165ZM185 130V129H184ZM183 130V133L184 132H187L188 130H186V131H184ZM190 130V129H189ZM194 130H196V129H194ZM200 130V129H199ZM198 130V131H199ZM216 130V129H215ZM214 130V131H215ZM12 131V130H11ZM15 131V130H14ZM76 131H78V130H76ZM75 131V132H76ZM106 131V130H105ZM114 131H116L117 132V130L115 129ZM129 131V132H128ZM147 131H148V129H147ZM180 131V130H179ZM213 131V132H214ZM37 132V131H36ZM80 131H78L77 132V134L79 133ZM94 132V131H93ZM99 132V137L98 138H100V133L102 132H100V131H98ZM104 132V131H103ZM110 132V131H109ZM123 132V130H122V133H124ZM128 132V133H127ZM143 132H144V130H143ZM142 132V133H143ZM162 132V131H161ZM163 132H165V131H163ZM189 132V131H188ZM187 132V133H188ZM200 132V131H199ZM199 132H197L196 131V133L198 134ZM220 132V131H219ZM221 132H223V128H222V131ZM220 132V133H221ZM12 133V132H11ZM82 133V132H81ZM90 133V132H89ZM105 132H104V135L106 134ZM112 133L113 134H115L113 131H112ZM121 132H120V135L122 134ZM130 133H132V134H130ZM151 133V132H150ZM182 133V134H183ZM195 133V132H194ZM195 133V134H196ZM201 133V132H200ZM199 133V134H200ZM218 133V132H217ZM14 134V133H13ZM38 134V133H37ZM40 134V133H39ZM38 134V135H39ZM80 134V133H79ZM78 134V135H79ZM94 134V133H93ZM102 134V133H101ZM110 134V133H109ZM109 134H106L105 135V138L103 137V134H102V137H101V139L103 138L104 140H106L107 141V145L109 144V146H108V148L110 147V150L109 151H111V152H109V153H112L111 155H113V158H112V164H113V166H115V168L116 169H119L118 168V163L122 160V159H124V158H128V156L127 157H125V155L124 154H126L127 152L125 151V149L123 150L122 149V151H125L124 152V154L123 153H121V154H123V158H121V160H119V157H118V153H116L117 151H116V146H115V144L113 143L114 141H112L111 142V140H109L108 138L110 137V135ZM117 135H118V132L116 133ZM125 134H123L124 136H125ZM135 134H136V132H135ZM137 134H139V132L137 133ZM137 134L135 135V136H137ZM144 134V133H143ZM148 134H149V132H148ZM147 134V135H148ZM213 134V133H212ZM223 134V133H222ZM16 135H17V133H16ZM117 135H116V137H117ZM147 135H146V137H147ZM161 135V134H160ZM186 135V134H185ZM240 135V134H239ZM18 136V135H17ZM89 136H90V134H89ZM95 135H93V137H94ZM98 136V135H97ZM109 136V137H108ZM111 136H114V135H111ZM139 136V135H138ZM143 136V135H142ZM193 136V135H192ZM202 136H204V135H202ZM210 136H212V135H210ZM241 136V135H240ZM14 137L16 138V136H15V134H14ZM41 137V136H40ZM91 137V136H90ZM108 137V138H107ZM132 137H134V138H132ZM149 137V136H148ZM150 137H152V135L150 136ZM198 137V136H197ZM222 137H223V135H222ZM239 137V136H238ZM88 138V137H87ZM92 138V137H91ZM97 138V139H98ZM112 138V137H111ZM110 138V139H111ZM125 138V137H124ZM136 138H138V140H139V143H140V141H141V139L139 138V137H136ZM158 138V137H157ZM156 138V139H157ZM163 138H164V136H163ZM18 139H19V137H18ZM17 139V140H18ZM101 139L99 140V145H98V147L100 148V150L103 152L104 150H102V148L100 147V144L101 143H103L104 144V142L105 141H103V142H101ZM110 141H108V140ZM114 139H115V136H114ZM118 139V138H117ZM153 139V138H152ZM156 139H154V141L156 140ZM161 140H162V138H160ZM176 139V138H175ZM195 139V138H194ZM91 140V139H90ZM89 140V141H90ZM119 140H121V138L120 139H118L116 142L117 143H119L120 141ZM123 140V141H124ZM213 140V139H212ZM218 140V139H217ZM84 141H85V139H84ZM88 141V140H87ZM94 141H96V140H94ZM119 141V142H118ZM136 141V140H135ZM158 141V140H157ZM184 141H186V140H184ZM218 141H220V140H218ZM222 141V140H221ZM86 142V141H85ZM97 142V141H96ZM156 142V141H155ZM165 142V141H164ZM238 142V141H237ZM90 143H91V141H90ZM90 143H89V148L91 147L90 146ZM97 143V144H98ZM138 143V144H139ZM150 143V142H149ZM177 143V142H176ZM198 143V144H199ZM82 144V143H81ZM85 144V143H84ZM84 144H82V145H84ZM91 144H93V143H91ZM95 144V143H94ZM101 145V146H103V148H104V145ZM121 144V143H120ZM137 143L135 144V145H138ZM151 144H153V143H151ZM178 144H180V143H178ZM186 144V143H185ZM192 144V143H191ZM195 144H196V141H195ZM211 144H213V143H211ZM220 145H221V142L219 143ZM87 144H85V146H86ZM112 145H114V146H112ZM123 145V146H124ZM184 145V144H183ZM197 145V144H196ZM218 145V144H217ZM217 145H215V147L217 146ZM94 146H96V145H94ZM93 146V147H94ZM106 146V145H105ZM119 146V145H118ZM141 146H142V144H141ZM140 146V147H141ZM153 146V145H152ZM158 146V145H157ZM186 146V145H185ZM190 146H192V145H190ZM195 146V145H194ZM203 146V145H202ZM204 146V147H205ZM212 146V145H211ZM219 146V145H218ZM25 147H27L28 149H30L27 145H25ZM81 147H84V146H81ZM87 147V146H86ZM97 147V151H99L98 148ZM113 147H115V148H113ZM184 147V146H183ZM213 147H214V145H213ZM221 147V146H220ZM88 148V147H87ZM115 149V150H113V149ZM143 148V147H142ZM152 148H155V147H152ZM157 148V147H156ZM155 148V149H156ZM162 148V147H161ZM217 148V147H216ZM215 148V149H216ZM219 148V147H218ZM217 148V149H218ZM221 148H223V147H221ZM83 149V148H82ZM94 149V148H93ZM96 149V148H95ZM106 149V148H105ZM119 148L117 147V150H118ZM149 149V148H148ZM188 149V148H187ZM186 149V150H187ZM192 148H190V150H191ZM196 149V148H195ZM205 149H207V148H205ZM220 149V148H219ZM83 150H85V148L83 149ZM89 150V149H88ZM87 150V151H88ZM92 150V149H91ZM133 150H135V151H133ZM151 149H149V151H150ZM158 150V149H157ZM162 150V149H161ZM160 150V151H161ZM194 150V149H193ZM204 150V149H203ZM210 150H212V148H210ZM95 151V150H94ZM107 151V150H106ZM113 151H115V152H113ZM164 151V150H163ZM206 151H208V150H206ZM218 151V150H217ZM220 151V150H219ZM218 151V152H219ZM32 152V151H31ZM34 153L35 152H37V151H33ZM85 151H83V153H84ZM134 152H136L137 154V156L135 155V153ZM212 152H213V150H212ZM216 152V151H215ZM61 153V152H60ZM86 153V152H85ZM97 153H99V152H97ZM97 153H95L94 152V155L95 154H97ZM101 153V152H100ZM141 153V152H140ZM155 153V152H154ZM153 153V154H154ZM156 153H158V152H156ZM155 153V154H156ZM184 153V152H183ZM209 153V152H208ZM33 154V153H32ZM37 154H38V152H37ZM63 154V153H62ZM90 154H91V151H90ZM89 154V156H91ZM102 154V153H101ZM106 153H104V155H105ZM107 154H108V152H107ZM106 154V156H108ZM116 156H115V155ZM121 154H120V156H121ZM196 154V153H195ZM210 154V153H209ZM212 154V156H215V155H213L214 153H211ZM34 155H36V154H34ZM39 156L40 155H42V154H38ZM37 155V156H38ZM93 155V156H94ZM99 155V154H98ZM111 155H110V157L109 158H111ZM163 155V154H162ZM165 155V154H164ZM184 155V154H183ZM194 155V154H193ZM198 155V154H197ZM37 156H36V158H37ZM38 156V157H39ZM43 156H45V154L43 155ZM84 156V155H83ZM86 156H88L87 154H86ZM92 156V157H93ZM96 156V155H95ZM149 156V155H148ZM209 156V155H208ZM212 156H210V157H212ZM218 156V155H217ZM41 157V156H40ZM39 157V159H42V157L40 158ZM63 157H64V155H63ZM62 157V158H63ZM118 157V158H117ZM158 157V156H157ZM192 157V156H191ZM196 157V156H195ZM66 158V157H65ZM88 158V157H87ZM94 158V157H93ZM116 158V159H115ZM156 158V157H155ZM160 158V157H159ZM178 158V157H177ZM44 159V160H43ZM42 159V161H44V163L42 162V161H40V162H42V166H43V164H45V162H47L48 160V158H46V156H45V158H43ZM45 159H46V161H45ZM70 159V158H69ZM89 159V158H88ZM88 159H87V161H88ZM90 159H91V157H90ZM117 159L119 160V161H117ZM158 159V158H157ZM161 159V158H160ZM164 159V158H163ZM174 159V158H173ZM198 159V158H197ZM218 159V158H217ZM3 160H6V158H4ZM92 160V159H91ZM90 160V163L92 162ZM129 160V159H128ZM143 160V159H142ZM145 160H143V161H145ZM178 160V159H177ZM196 160V159H195ZM201 160H202V158H201ZM224 159H222V161H223ZM62 161H64L63 159H62ZM69 161V160H68ZM94 161V160H93ZM123 162H124V160H122ZM121 161V162H122ZM130 161V160H129ZM139 161V162H138ZM142 161V162H143ZM150 161H151V156H150ZM149 161V162H150ZM163 161V160H162ZM168 161H170V160H168ZM194 161V160H193ZM221 161V160H220ZM227 161V160H226ZM234 161V160H233ZM8 162V161H7ZM65 162H67L66 160H65ZM64 162V163H65ZM89 162V161H88ZM115 162V163H114ZM120 162V163H121ZM142 162H141V165H142ZM158 162H160V161H158ZM177 162V161H176ZM191 162V161H190ZM201 163H202V161H200ZM213 162L214 161H212V166H214L215 164H216V162L217 161H215L214 162V164H213ZM234 162H236V159H235V161ZM63 163V164H64ZM143 163H145V162H143ZM147 164H148V162H146ZM175 163V162H174ZM49 164H50V162H49ZM49 164H46V166H48ZM66 165H67V163H65ZM65 164L64 165H62V167H66L65 166ZM91 164H93V163H91ZM111 164V165H112ZM123 164V163H122ZM121 164V165H122ZM125 164V163H124ZM146 164V165H147ZM155 164V163H154ZM171 164H172V162H171ZM200 164V163H199ZM218 164H220V163H218ZM218 164L216 165V166H214V167H212V168H214V170L216 169V168H218L217 166H218ZM39 165V164H38ZM121 165H120V167H121ZM126 165V164H125ZM133 165H135V166H133ZM156 165H158V163L156 164ZM170 165V164H169ZM176 165H179V164H176ZM190 165H191V163H190ZM193 165V164H192ZM196 165H198V162H197V164ZM9 166H11V165H9ZM9 166H8V164H5V162L3 163L2 162V158L0 159V186L2 187L1 188V190L3 189L4 190V193L7 195L6 197L8 198V200L10 201V203H11V205H12V208L14 209V210H16V212H17V214H18V219L20 220L19 222V225H20V236H21V238H22V241H23V246L25 247H23L24 249H26V251H25V254H27L26 256H28L27 258H29V259H31V264H47L46 263V260L44 261V258H43V256L42 255H45V253L44 254H41L42 252H40L41 250L39 249L40 248V246H41V243H42V245L43 246H41V247H43V249L45 250V252H46V254H47V257H48V260L50 259V261L53 263V264H58L60 261L58 260V262L56 263V260L58 259H55L54 257L56 256V254H55V252H53L54 251V249L53 248H51V246H52V244H50V242L48 241V239H46V237H45V235H43L42 234V231L40 232V227H38V222H36V220H37V218H36V216L34 215V213L35 212H33L32 210H33V207H32V209H31V206H30V201H29V198H27L26 196H25V193H23L24 191L23 190H25L24 189V187L22 186L23 185V183H21L20 182V180H19V178L16 176V174L14 173L15 171H13V170H11V169H13V168H9ZM68 166H69V164H68ZM92 167H91V170H92V172H94L93 171V169H95L96 167H94L93 168V165H91ZM130 166V165H129ZM142 166H144V165H142ZM150 166L152 167L153 165H151V163H150ZM150 166H148V167H150ZM171 166V165H170ZM221 166H223V165H220V167ZM44 167H45V165H44ZM49 167V166H48ZM53 167L54 166H52V169H53ZM70 167H74V166H70ZM70 167H67V168H70ZM123 167L125 168V166L123 165ZM128 167V166H127ZM131 167V168H132ZM139 167V168H138ZM145 167V166H144ZM154 167V166H153ZM152 167V168H153ZM177 167V166H176ZM197 167V166H196ZM201 167V166H200ZM216 167V168H215ZM93 168V169H92ZM111 170H112V168L111 167H109ZM108 168V169H109ZM122 168V167H121ZM119 169L120 171H122V172H124V170H126V168L124 169V170H122V169ZM147 168V167H146ZM194 168V167H193ZM45 169V168H44ZM48 168L46 167V169H45V171H48L47 170ZM73 169V168H72ZM128 169H130L129 167H128ZM128 169H127V171H128ZM150 169V168H149ZM154 169V168H153ZM197 169H198V167H197ZM223 169H225V167L223 168ZM223 169H222V167H221V171H219L218 169H216V170H218L219 171V175L217 176V177H219V176H222V177H219V179L221 180H225V178H223L224 176L223 175H225V174H223ZM39 170H40V168H39ZM38 170V171H39ZM68 170V169H67ZM98 170H99V167H98ZM132 170V169H131ZM134 170V169H133ZM143 170V169H142ZM141 170V174H146V173H143L144 171H145V169H144V171H142ZM151 170V169H150ZM174 170V169H173ZM204 171H205V169H203ZM213 170V171H214ZM215 170V172H218V171H216ZM55 171V170H54ZM71 171V170H70ZM70 171L68 170L67 172H69L70 173ZM100 171V170H99ZM113 171H114V169H113ZM112 171V172H113ZM115 171H118V170H115ZM120 171H118V172H115V174H120L121 172ZM135 171V172H136ZM147 171V170H146ZM153 171V170H152ZM195 171V170H194ZM197 171V170H196ZM207 171H208V169H207ZM207 171L206 172H204L205 173V175H206V173H207ZM223 171V172H222ZM53 172V170L51 171V173ZM98 172V171H97ZM111 172V171H110ZM110 172H109V175L112 177V180H116V178H114L113 179V174L111 175L110 174ZM120 172V173H119ZM129 172V171H128ZM132 171H130V173H131ZM134 172V173H135ZM163 172V171H162ZM171 172V171H170ZM169 172V173H170ZM215 172H213V173H215ZM48 173V172H47ZM53 173H55V172H53ZM53 173H52V175H50V171H49V175L50 176H53ZM77 173V172H76ZM95 173V172H94ZM99 173H101V172H99ZM125 173H126V171H125ZM166 173V172H165ZM172 173V172H171ZM228 173V172H227ZM71 174H72V172H71ZM140 174V173H139ZM153 174L154 173H152V184H153V186H151V187H153V189H151V191H155L156 190V187H157V185L160 183V181H158L159 179L157 178V177H154L153 176ZM160 174H161V172H160ZM163 174H164V172H163ZM208 174V173H207ZM216 174H214L215 176H216ZM55 175L57 176V174L55 173ZM54 175V176H55ZM84 175V174H83ZM157 175V174H156ZM210 176H211V174H209ZM213 175V174H212ZM226 175H228V174H226ZM239 175V174H238ZM85 176V175H84ZM84 176H82V177H84ZM103 176V175H102ZM116 175H114V177H115ZM140 176V175H139ZM172 176V175H171ZM176 176V175H175ZM178 176H179V174H178ZM178 176L176 177V178H178ZM88 177V176H87ZM117 177H119V178H117V179H122L123 177H124V175H123V177H120L119 175L117 176ZM144 177V176H143ZM159 177H160V175H159ZM161 177H162V175H161ZM165 177V176H164ZM167 177H168V175H167ZM170 177V176H169ZM214 177V176H213ZM217 177H215V178H217ZM226 177H228V179L227 180H229V175L228 176H226ZM51 178V177H50ZM56 178V177H55ZM59 178V177H58ZM58 178L57 179H52V180H55L54 182H56L57 180H58ZM151 178V176L149 175V179ZM176 178H175V180H176ZM85 179V178H84ZM89 179V178H88ZM97 179V178H96ZM99 179V178H98ZM105 179H107V178H105ZM108 179L110 180L111 178H109L108 177ZM172 179V178H171ZM174 179V178H173ZM231 179V178H230ZM237 179H238V177H237ZM86 180V179H85ZM112 180H110V181H112ZM119 180H117V181H119ZM123 181H125V179H122ZM122 180H120V181H122ZM151 180V179H150ZM169 180V179H168ZM211 180V179H210ZM217 180V179H216ZM221 180V182H223ZM226 180V181H227ZM232 180V179H231ZM239 180V179H238ZM59 181V180H58ZM58 181L56 182V183H58ZM66 183L68 182V181H66V180H64ZM87 181V180H86ZM161 181H163V179L161 180ZM172 181V180H171ZM219 181V180H218ZM225 181V184L224 185H226L227 186V184L229 183L230 184V182H226ZM60 182V181H59ZM102 182V181H101ZM105 182L107 183V182H109V181H107V180H105ZM105 182H103V183H105ZM128 182V181H127ZM211 182V181H210ZM55 183V184H56ZM81 183V182H80ZM113 182H111L110 184H112ZM118 183V182H117ZM125 183V182H124ZM123 182H122V186L124 187V184ZM164 183H167V181L166 182H164ZM173 183V182H172ZM227 183V184H226ZM64 184V183H63ZM151 184V185H152ZM162 184V183H161ZM61 185V184H60ZM60 185H58L57 184V186H58V188H59V186ZM67 185V184H66ZM103 185V184H102ZM107 185V184H106ZM119 185H120V182H119ZM164 185V184H163ZM174 185H175V183H174ZM56 186V185H55ZM132 186V185H131ZM130 186V187H131ZM166 186H168V185H166ZM214 186V185H213ZM237 186V185H236ZM61 187H62V185H61ZM61 187H60V189H61ZM109 187V186H108ZM107 187V188H108ZM120 187H121V185H120ZM127 187V186H126ZM126 187H124V188H126ZM129 187V186H128ZM130 187H129V189H130ZM163 187H165V186H163ZM170 187V186H169ZM169 187H165L166 189H167V191H165V192H168L169 191ZM210 187V186H209ZM217 187V186H216ZM218 187H219V185H218ZM55 188H57V187H55ZM64 187H62V189H63ZM66 188H68L67 186H66ZM106 188V187H105ZM106 188V189H107ZM139 188V187H138ZM162 187H160V189H161ZM164 188V189H165ZM171 188V187H170ZM236 188V187H235ZM234 188V189H235ZM59 189V190H60ZM71 189V188H70ZM88 189V188H87ZM87 189H86V191L85 192H87ZM149 189V188H148ZM147 189V190H148ZM163 189V188H162ZM216 189H218V188H216ZM220 189V188H219ZM2 190V191H3ZM50 190V189H49ZM54 190H57V189H54ZM64 190H67V189H64ZM85 190V189H84ZM83 190V191H84ZM123 190V189H122ZM125 190V189H124ZM126 190H128V188H126ZM139 190V189H138ZM141 190V189H140ZM159 190V189H158ZM227 190V189H226ZM231 190H233V189H231ZM68 191V190H67ZM81 191V190H80ZM88 191H89V189H88ZM150 191V192H151ZM84 192V193H85ZM159 192V191H158ZM164 192V191H163ZM170 192V191H169ZM154 193V192H153ZM160 193H161V191H160ZM229 193V194H230ZM88 194V193H87ZM121 194V193H120ZM143 194V193H142ZM155 194V193H154ZM165 194V193H164ZM163 194V195H164ZM167 194V193H166ZM169 194V193H168ZM256 194H257V196H256ZM75 195V194H74ZM73 195V196H74ZM91 195V194H90ZM157 195H159V194H156V196ZM162 195V194H161ZM171 195H173V194H171ZM88 196V195H87ZM120 196V195H119ZM145 196V195H144ZM154 195L152 194V198H151V201H150V203L152 202V204L151 205H153L154 207H152V209L154 208V211L156 210L155 209V207H158V205L157 206H155L157 203H155V202H157V201H155V197L156 196H154ZM165 196H167V195H165ZM169 196V195H168ZM89 197V196H88ZM141 197H142V195H141ZM170 197V196H169ZM172 197V196H171ZM72 198V197H71ZM70 198V200H72ZM79 198V197H78ZM78 198H77V200H78ZM83 198H86L85 196H84V194H83ZM82 198V199H83ZM121 198H122V195H121ZM149 198H150V193H149ZM158 198V197H157ZM257 198V199H256ZM89 199H91V198H89ZM123 199V198H122ZM121 199V200H122ZM173 199V198H172ZM172 199H170V202H171V200ZM69 200V201H70ZM84 200V199H83ZM88 200V199H87ZM119 200H120V197H119ZM119 201V202H122V201ZM158 200V199H157ZM174 200V199H173ZM29 201V202H28ZM81 201V200H80ZM90 201V200H89ZM89 201H87V203L89 202ZM60 202V201H59ZM92 202V201H91ZM91 202H90V206H91ZM60 203H62V202H60ZM86 203V202H85ZM92 203H94V201L92 202ZM173 203L175 204V201H173ZM69 204L70 203H68V206L66 207V208H68L69 207ZM72 204V203H71ZM71 204H70V206H71ZM172 204V203H171ZM173 204V205H174ZM88 205V204H87ZM93 205V204H92ZM119 205V204H118ZM121 205V204H120ZM150 205V204H149ZM89 207V206H88ZM119 207V206H118ZM173 207V206H172ZM91 208V207H90ZM175 208V207H174ZM69 209V211H67V209L66 210H64V212L63 213H65V211H67V213L68 212H71L70 210H71V207H69L68 208ZM88 209V208H87ZM116 209H117V207H116ZM158 209V208H157ZM176 209V208H175ZM75 210H76V208H75ZM74 210V211H75ZM90 210V209H89ZM88 210V211H89ZM159 210V209H158ZM72 211H73V209H72ZM96 211H98V210H96ZM117 211H119L118 209H117ZM81 212V211H80ZM80 212H78V213H80ZM82 212H83V210H82ZM94 212H95V207H94ZM173 212L175 213V212H177V210H175L174 211V209H173ZM92 213V212H91ZM173 213V214H174ZM239 213V216H241V217H239L237 214ZM66 214V213H65ZM85 214H87L86 213V211H85ZM89 214V213H88ZM87 214V215H88ZM116 214V213H115ZM155 214H156V212H155ZM157 214H159V213H157ZM63 215V214H62ZM95 216L96 214H94V213H92V216ZM161 215V214H160ZM91 216V215H90ZM97 216H98V214H97ZM172 216H174V215H172ZM76 217H77V215H76ZM75 217V218H76ZM116 217V216H115ZM89 218H92V217H89ZM160 218V217H159ZM77 219V218H76ZM94 219L96 220V216L94 217ZM117 219V218H116ZM157 219H158V217H157ZM237 219V220H236ZM78 220V219H77ZM88 220V219H87ZM263 220V219H262ZM116 222L118 221V219L117 220H115ZM160 222H161V220H159ZM80 222V221H79ZM82 222V221H81ZM88 222H92V221H89L88 220ZM96 222V221H95ZM264 222V221H263ZM98 223V222H97ZM96 223V224H97ZM241 223V224H242ZM71 224V223H70ZM74 223H72V228L74 229V225L76 224H74ZM90 224V223H89ZM99 224V223H98ZM240 224V225H241ZM69 225V224H68ZM77 225V224H76ZM81 225V224H80ZM79 225V226H80ZM92 225H94L93 223H92ZM239 225V226H240ZM78 226V225H77ZM90 227H91V224L89 225ZM99 226V225H98ZM164 226V225H163ZM70 227H71V225H70ZM93 227V226H92ZM94 228V227H93ZM100 229H101V226L99 227ZM245 228V229H246ZM76 229V228H75ZM103 230H104V228H102ZM101 229V230H102ZM94 230V229H93ZM100 230V231H101ZM70 231H72L73 232V230L72 229H70ZM99 231V232H100ZM120 231V230H119ZM163 231H165L164 230V228H163ZM178 231L179 230H177V233H178ZM180 232V231H179ZM238 232V231H237ZM101 233H102V231L100 232V235H101ZM119 233H121V232H119ZM119 233H117V235H116V237L119 235ZM264 233V232H263ZM262 232H261V234H263ZM1 234V233H0ZM180 234V233H179ZM182 234V233H181ZM210 234V233H209ZM103 235L104 234H102V236H101V238H103ZM236 235V234H235ZM260 235V234H259ZM178 236V235H177ZM176 236V237H177ZM263 236V238H264V235H262ZM1 237V236H0ZM38 237V238H37ZM179 237V236H178ZM40 238V240L39 241H42L41 243H38L37 241V239H39ZM100 238V239H101ZM125 239H127V237H124ZM224 238V240H223V242H221L222 241V239ZM262 238V239H263ZM106 239V238H105ZM105 239H103V240H105ZM117 239V238H116ZM261 239V238H260ZM49 242H47V241ZM103 240H102V242H103ZM119 240V239H118ZM120 240H122V239H120ZM128 240H129V237H128ZM177 240V239H176ZM208 240V239H207ZM158 241L160 242V240L158 239ZM117 243H118V241H116ZM122 242V241H121ZM123 242H125V243H128L129 244V242H127V240H125V241H123ZM157 242V241H156ZM155 242V243H156ZM262 242H263V240H262ZM237 243V242H236ZM264 243V242H263ZM40 244V246H38ZM48 244H50V246L48 247ZM119 244V243H118ZM124 244V243H123ZM122 244V245H123ZM157 244H159V243H157ZM205 244H207V243H205ZM127 245V244H126ZM125 245V246H126ZM130 245V244H129ZM129 245H127V247H125L126 249L127 248H130V246ZM220 245V246H219ZM120 246H121V244H120ZM124 246V245H123ZM129 246V247H128ZM157 246V245H156ZM205 246V245H204ZM263 246V245H262ZM53 247V246H52ZM116 247V246H115ZM118 247V250H120V249H122L121 247L119 248V245L117 246ZM203 248V250H205ZM264 248V247H263ZM43 249H42V251H43ZM50 249H52V250H50ZM125 249V250H126ZM158 249H159V246H158ZM129 250H131V249H129ZM129 250H127V252L129 251ZM161 248H160V250H159V256H160V252H161ZM116 251V255H117V249L115 250ZM158 252V251H157ZM130 253H131V251H130ZM130 253H128V254H130ZM119 254H120V252H119ZM247 254H246V256H247ZM121 255V254H120ZM119 255V256H120ZM161 255H162V253H161ZM118 256V255H117ZM116 256V257H117ZM118 256V257H119ZM126 256V255H125ZM157 256H158V254H157ZM117 257V260L119 261V258L121 257H119L118 258ZM46 259V258H45ZM77 259V258H76ZM129 259V258H128ZM127 259V260H128ZM159 259H160V257H159ZM30 261V260H29ZM123 262V264H124V261H122ZM129 262V261H128ZM61 263V262H60ZM121 263V262H120ZM49 264H51L50 262H49ZM76 264H78V262L76 263ZM212 264V263H211Z\"/></svg>",
	"mask_w": 264,
	"mask_h": 264
}]
</instances>
